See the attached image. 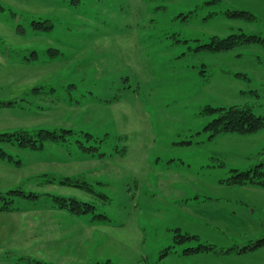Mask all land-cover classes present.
I'll use <instances>...</instances> for the list:
<instances>
[{
	"label": "rangeland",
	"instance_id": "rangeland-1",
	"mask_svg": "<svg viewBox=\"0 0 264 264\" xmlns=\"http://www.w3.org/2000/svg\"><path fill=\"white\" fill-rule=\"evenodd\" d=\"M0 5V100H17L0 106V133L75 131L37 150L0 141V192L38 195H15L13 216L0 211V264H264V243L234 250L264 239V187L222 181L264 160V128L203 130L217 116L206 106L264 116V46L196 49L213 36L264 37V0ZM54 196L95 212L72 214ZM178 234L195 238L178 243ZM200 245L214 250L184 252Z\"/></svg>",
	"mask_w": 264,
	"mask_h": 264
},
{
	"label": "trees",
	"instance_id": "trees-1",
	"mask_svg": "<svg viewBox=\"0 0 264 264\" xmlns=\"http://www.w3.org/2000/svg\"><path fill=\"white\" fill-rule=\"evenodd\" d=\"M3 7L0 5V10ZM229 16L233 17H245L249 19H256L257 16L247 10H230L227 12ZM47 27H51L48 24ZM259 43L264 46V37L260 34H247L244 32L232 33L226 37L213 36L209 43L200 44L197 46V50H210V51H229L243 44ZM237 76H247L245 73H237ZM19 102V100H18ZM17 100H0V106H15ZM205 114H216L217 116L211 120L205 127L204 131L209 133V138H213L221 133L236 132L241 134H251L257 132L264 128V116L256 114L252 107L248 106H232V107H212L206 106L203 109ZM75 131L63 129L60 131L56 130H46V129H21L14 132H4L0 133V141L10 143L11 145H18L23 148H29L30 150L42 149L44 147V142L54 141L58 144L64 145L69 139L70 134H74ZM89 137H92L89 133H85ZM190 142V141H188ZM81 147L88 152L94 154L97 147L85 146L81 142ZM6 151L0 146V156H6ZM235 173L222 181L227 184L245 185V184H255L264 187V160L255 166L239 171L234 170ZM62 184H68L71 186L80 187L82 190L96 193L102 198L108 197L100 192H97L91 183L88 181L81 180L76 181L71 178H66L61 181ZM17 194H23L29 197H37L35 193H26L20 187L9 190L8 192H0V198L3 200V204L0 206V211H12L16 207L13 206L14 196ZM55 204L58 207L68 210L72 214H86L95 212V206L88 202H80L74 198H67L64 196H54ZM97 218L108 219L105 214L94 215ZM179 233L180 229H177ZM176 242L181 243L186 239L195 238V235L188 234H178ZM264 243V239L258 240L256 242H251L243 247H238L234 249L237 252H246L249 250H254ZM203 250H214L210 245H200L194 248H188L184 252L193 253ZM170 248L166 249L164 253H168ZM40 264H55V263H43Z\"/></svg>",
	"mask_w": 264,
	"mask_h": 264
},
{
	"label": "crops",
	"instance_id": "crops-1",
	"mask_svg": "<svg viewBox=\"0 0 264 264\" xmlns=\"http://www.w3.org/2000/svg\"><path fill=\"white\" fill-rule=\"evenodd\" d=\"M246 75H247V74H246ZM79 176H81V175H78V176H75V177H79ZM81 177H83V176H81ZM3 212L8 213V214H11V215H12V214L14 215V213H13L14 211H3ZM13 215H12V216H13Z\"/></svg>",
	"mask_w": 264,
	"mask_h": 264
}]
</instances>
